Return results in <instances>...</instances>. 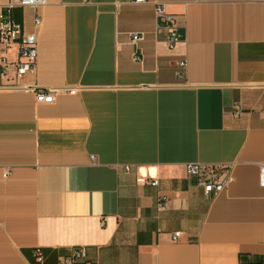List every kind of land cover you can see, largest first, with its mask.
I'll return each mask as SVG.
<instances>
[{
	"label": "crops",
	"instance_id": "0c3cea01",
	"mask_svg": "<svg viewBox=\"0 0 264 264\" xmlns=\"http://www.w3.org/2000/svg\"><path fill=\"white\" fill-rule=\"evenodd\" d=\"M160 2L184 34L173 49ZM40 13L21 83L77 91L45 103L0 87V264H62L81 245L92 264H264V0H48ZM36 16L15 10L27 34ZM187 163L233 164L232 180L207 195Z\"/></svg>",
	"mask_w": 264,
	"mask_h": 264
},
{
	"label": "built area",
	"instance_id": "2783aa9c",
	"mask_svg": "<svg viewBox=\"0 0 264 264\" xmlns=\"http://www.w3.org/2000/svg\"><path fill=\"white\" fill-rule=\"evenodd\" d=\"M137 3L148 2L149 0H134ZM48 4V0H7L0 3V74L3 80L0 85L3 89L20 90L34 93L38 102L52 103L56 96L62 93H75L76 89H55L51 87L41 86L36 83L23 84L21 79L28 73H35L38 65V29L43 19L41 9ZM25 7H33L37 11L35 18V31L25 33L23 22L15 18L16 9H24ZM155 14L158 20L165 22L167 32L168 46L173 49L182 40L184 34L180 29L175 14L167 10L165 3L155 4ZM132 43L137 44L142 38V33H132ZM16 48V58L11 59L8 55L10 50ZM136 59H140L138 51H136ZM188 63L185 59L177 61V75L179 78L184 77L183 69ZM235 116L242 113L240 105L235 104ZM127 171L129 166L125 167ZM187 173L194 176L197 184L203 187L205 193L218 194L222 192L233 177V164L215 165L203 163H187ZM9 175V171L5 172V176ZM144 182H149L154 186L159 184L157 177L144 178ZM259 183L264 187V162L260 163ZM157 210L165 211L169 206V198L165 194H160L157 198ZM104 220H102V224ZM180 231L173 234V239L177 240ZM34 256L37 262L43 263L45 253L42 247L34 248ZM62 264H92L88 258L85 246H74L67 255L61 257Z\"/></svg>",
	"mask_w": 264,
	"mask_h": 264
}]
</instances>
